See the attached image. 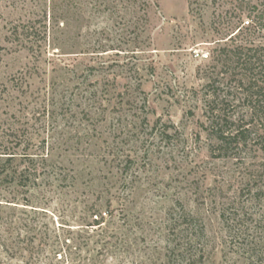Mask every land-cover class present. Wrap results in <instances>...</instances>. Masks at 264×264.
Masks as SVG:
<instances>
[{
    "label": "rangeland",
    "instance_id": "obj_1",
    "mask_svg": "<svg viewBox=\"0 0 264 264\" xmlns=\"http://www.w3.org/2000/svg\"><path fill=\"white\" fill-rule=\"evenodd\" d=\"M263 79L264 0H0V264H264Z\"/></svg>",
    "mask_w": 264,
    "mask_h": 264
},
{
    "label": "trees",
    "instance_id": "obj_2",
    "mask_svg": "<svg viewBox=\"0 0 264 264\" xmlns=\"http://www.w3.org/2000/svg\"><path fill=\"white\" fill-rule=\"evenodd\" d=\"M137 1V0H135ZM148 0H144V2H147ZM250 24V22L248 23ZM238 34V33H236ZM233 38V36L231 37V39ZM252 59H250L251 61ZM252 62V61H251ZM264 82V79L262 80ZM217 111H212V115L211 118H212V126H215L218 127L219 125H221V121H223V117L222 115L217 112ZM219 133H218V136L217 138L220 140V141H227V135H225L224 133H222V127H219ZM236 135H234L233 137H236ZM13 158H15V154L14 153H10V152H0V187H1V184L3 182H12L13 180L16 179V173L17 171H15L14 169L11 170L9 169L10 166H12V161H13ZM26 175H27V172H24ZM24 174V175H25ZM19 177H23L22 174L20 173ZM20 178V179H21Z\"/></svg>",
    "mask_w": 264,
    "mask_h": 264
}]
</instances>
